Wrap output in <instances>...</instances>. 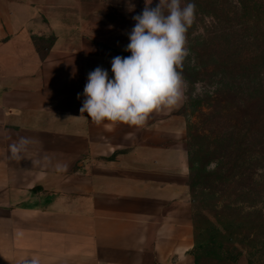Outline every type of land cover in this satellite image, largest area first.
<instances>
[{"label":"crops","instance_id":"obj_1","mask_svg":"<svg viewBox=\"0 0 264 264\" xmlns=\"http://www.w3.org/2000/svg\"><path fill=\"white\" fill-rule=\"evenodd\" d=\"M130 32L91 0H0V264H196L178 109L142 127L80 112Z\"/></svg>","mask_w":264,"mask_h":264},{"label":"rangeland","instance_id":"obj_2","mask_svg":"<svg viewBox=\"0 0 264 264\" xmlns=\"http://www.w3.org/2000/svg\"><path fill=\"white\" fill-rule=\"evenodd\" d=\"M91 2L100 8L105 6L113 31H131L136 23L133 17L142 13L146 0ZM188 2L196 5V22L188 32L191 55L183 69L190 85L189 99L174 113V127H182L185 133L200 264H225L223 260H229L224 258L225 252L234 253V243L244 250L240 260H248L254 244L261 242L260 248L264 249V154L262 161L251 160L255 151L264 148V108L260 111L255 106L258 100L264 105V99L256 98L264 95V9L262 17L255 20L253 0H181V7ZM158 3L152 0L150 7ZM232 53L237 60L242 57L243 62L230 74L233 66L224 62ZM255 57L259 67L253 70L250 64ZM192 59L195 65L190 63ZM254 75H260L256 84L252 82ZM198 81L215 86L214 92L192 98L191 86ZM233 137H238L237 145ZM191 139L196 142L194 152ZM235 147L239 164L229 163L216 172L215 157ZM246 158L248 165L243 166ZM255 164L261 168L258 177L252 174ZM210 165H214L211 170ZM252 260L264 257L252 256Z\"/></svg>","mask_w":264,"mask_h":264},{"label":"clouds","instance_id":"obj_3","mask_svg":"<svg viewBox=\"0 0 264 264\" xmlns=\"http://www.w3.org/2000/svg\"><path fill=\"white\" fill-rule=\"evenodd\" d=\"M151 3L146 0L142 13L133 17L136 23L124 49L131 55L112 59L114 77L110 79L101 67L88 74L80 112L97 125L109 121L142 127L151 113L177 110L189 99L190 85L183 69L191 55L188 32L196 22V5L188 2L181 7V0H159L155 7ZM190 63L195 65V60ZM191 87L192 98L215 88L199 81Z\"/></svg>","mask_w":264,"mask_h":264},{"label":"trees","instance_id":"obj_4","mask_svg":"<svg viewBox=\"0 0 264 264\" xmlns=\"http://www.w3.org/2000/svg\"><path fill=\"white\" fill-rule=\"evenodd\" d=\"M253 1H254V4L252 6V10L254 12L253 18L255 20H259L262 17L261 16V11L264 9V0H253ZM52 41L53 40L51 38L45 39L44 40V44H45L44 47H47L49 49L51 47V45H52ZM40 49H41V52L44 53V49L43 50H42V48H40ZM225 58H226L225 62H224L225 65L228 64V66H229V64H230L231 66H233L229 70L230 74H232V72H233L232 69L236 68L238 63L240 64V63L243 62L242 61L243 58L240 57L239 60H237V56L234 53L229 54ZM254 60L257 61V63L255 61L251 60L252 63L250 64V68L253 69V70L255 68L259 67V64H258L259 59L255 57ZM262 60H264V59H262ZM247 68H248V65L245 66V69H247ZM259 79H260V75H254L253 80L252 79L251 80H252V82H254L256 84ZM256 98L257 99H260V98L264 99V95H256ZM262 102L263 101H259L258 100L257 103H255V106H256L257 110H260V111L262 110L263 111L264 105H263V107L261 106ZM187 106H188V104L185 105V108ZM242 134L243 133H241V132L238 133L239 136L240 135L243 136ZM192 135L193 134H191V137H192ZM244 135H245L244 137H246V138L249 137V134H247V133H245ZM193 138H194V135H193ZM231 140L233 141L234 145H237L238 137H233V138H231ZM191 146L193 147V149H191V152H194V150H196V142H194V141L192 142V139H191ZM236 151H237V147H235L233 149H229L224 154H222V156L220 155V156H216L215 157L216 163H217L216 167H215L216 168V172L220 173L223 170L224 167H227V164H229V163L230 164H234V165L239 164L238 163L239 162V157H238V155L235 154ZM263 154H264V148H260V150L255 151V154H253V157H251V160H253V158H255V160L259 159V161L260 160L262 161L261 157L263 156ZM244 161H243V166L248 165L247 158ZM190 166H191V168L193 167L192 163H191ZM253 167H254V170L252 171L253 176L254 177L255 176H257V177L260 176L259 175V171H260L261 168H260L259 164H255ZM195 226H196V231H197L196 232V239L197 240H196V245H195V247L192 250V253L195 256L196 264H200V259H199V247L200 246H199V243H198V229H197L196 222H195ZM258 240H259V237L256 238V241H258ZM260 244H261V242H258L256 244H254L253 245V247H254L253 251H252V249H251V251H250V249L248 250V252L250 251L249 253L251 254V258H249L248 260H240L241 257L244 254V250L238 249L236 247V244L234 243V251L236 253L235 252L234 253L233 252H231V253L225 252L224 258L229 259V260H223V261H224L225 264H260V262H262L264 260H252V256H254L255 258L256 257H259V258L264 257V249L260 248Z\"/></svg>","mask_w":264,"mask_h":264}]
</instances>
